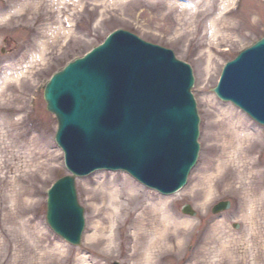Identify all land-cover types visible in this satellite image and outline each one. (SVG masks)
Segmentation results:
<instances>
[{"label":"rangeland","instance_id":"1","mask_svg":"<svg viewBox=\"0 0 264 264\" xmlns=\"http://www.w3.org/2000/svg\"><path fill=\"white\" fill-rule=\"evenodd\" d=\"M184 2L0 0V264H80L82 255L78 252L86 243L91 223H102L105 219L103 226L109 225L110 219L101 209L102 202H109L108 194L112 192L115 196L118 191L134 195L131 205L137 210L129 217L127 214L113 217L115 240L108 259L98 258L95 251L87 256L91 264H132L136 260L132 255L137 226L134 218L147 205L152 210L163 196L138 183L142 192L127 191L122 182L124 173L98 171L75 179L77 201L84 210L85 223L79 246L61 240L45 221L46 191L69 172L54 141L57 125L53 115L46 111L43 88L68 62L83 56L117 29L171 50L176 60L191 68L194 78L191 92L199 116L197 166L190 173L187 186L168 201L162 200L164 207L157 206V210L164 208L176 222L186 225L169 229L165 222L163 225L158 222L161 226L155 223L154 228L168 229L167 234L173 237L170 246L177 243L179 246L177 250L162 251L165 254L155 256L154 261L156 264H255L254 260L260 258L262 261L256 264H264V127L232 104L219 101L212 92L225 63L264 38V0H238L234 5L237 8L227 18L235 28L215 34L216 41L209 40L205 27L197 30L192 27L188 14L176 11ZM213 17L215 12L206 22ZM61 23L69 34L64 37L61 32L56 33L58 36L50 41V34ZM44 43L48 45L42 51L40 44ZM225 109L233 112L231 117L221 114ZM239 116L252 125H246L248 128L243 131L240 126L235 128ZM236 131L248 137L247 145L254 146L252 156H248L255 163L253 168L252 163H243L249 161L241 160L235 142L230 146ZM245 146L242 143L241 147ZM218 158L225 168L217 175L210 169ZM227 170L234 175L216 184ZM221 201L230 202V209L211 214V208ZM121 202L127 206L125 200ZM184 206H189L195 215L183 214ZM92 208L100 209L99 214L93 217ZM153 217L156 221L165 219L160 211ZM234 224L239 225L238 229L233 228ZM36 225L43 229L42 236L40 240L33 238L29 244L31 237L24 236L21 229ZM174 230L181 236L176 238ZM218 232L223 235L221 239H217ZM57 243L64 245L65 252H55ZM40 252L43 256L31 263L30 259L35 256L37 259Z\"/></svg>","mask_w":264,"mask_h":264},{"label":"water","instance_id":"2","mask_svg":"<svg viewBox=\"0 0 264 264\" xmlns=\"http://www.w3.org/2000/svg\"><path fill=\"white\" fill-rule=\"evenodd\" d=\"M150 46L117 31L54 75L44 89L46 110L57 120L54 139L71 174L49 191L46 222L71 245H79L84 227L75 177L101 168L122 170L150 188L159 185L167 194L184 185L196 161L199 118L191 95V69L172 52L156 46L151 52ZM223 70L212 92L264 125V38ZM173 145L182 149L180 157ZM155 155L168 158L171 165V160L180 161L173 170L167 163L157 165ZM163 174L172 181L162 179ZM229 206L219 203L212 214ZM182 212L194 215L189 206Z\"/></svg>","mask_w":264,"mask_h":264},{"label":"bare ground","instance_id":"3","mask_svg":"<svg viewBox=\"0 0 264 264\" xmlns=\"http://www.w3.org/2000/svg\"><path fill=\"white\" fill-rule=\"evenodd\" d=\"M218 1H220V0H218ZM237 3H238V0L237 1L236 0H221L220 4H217V0H185L184 3L179 4L175 9L178 12L180 11V13H184L186 15L188 14L190 16L189 21H191V26L192 27L194 26V28L196 30L199 28L201 29V28L205 27L204 32L206 34L209 33L208 34L209 40L210 41L211 40L216 41V40H213L215 38V34H223L224 32H231V30H233V28H235V24H233V22L227 18H228V16L232 15V13H233L232 9L237 8V6L234 7V5H237ZM214 12H215V17H213L212 19H210L206 22L208 17L213 15ZM188 26H189V24H188ZM59 32H61V35L64 37L69 34V31L65 30V28L63 27V23H61L57 27V30L55 32H53L54 34H50V36L52 37L50 39V41L55 39V37L58 36V35H56V33H59ZM40 45H41V49L43 51V49H45V46L48 45V43H44V44H40ZM132 48H134V46ZM132 50L133 49H131V51ZM150 51L152 52V45L150 46ZM42 93H43V91H42ZM208 100L211 101V98ZM234 107H236V106H234ZM228 110L229 109H225L224 111L221 112V114L223 116H225V118L231 117L230 113H233L232 111H228ZM239 111L242 112L241 110H239ZM55 121H56V125H57L56 118H55ZM248 124L250 126L252 125L249 122L247 123L246 120L242 116H239V121L236 122L235 125L233 123L235 128L240 126L242 128V131L245 130V128H248L247 127ZM57 128H58V126L56 127V131H57ZM234 135H235L234 138L231 139L232 142L230 143V146H232V143L235 142L237 144V147H238L237 151L239 152V154L241 156V160L249 161V163L248 162H243V163L245 165L251 164L252 161H250L248 159V156L249 157L252 156L253 151H254V146L253 145H247V142L249 141V140L247 141L248 137L244 136L243 134H240L239 132L236 131V133H234ZM232 137H233V135H232ZM161 140H162V138H158L157 143H160ZM242 143L246 144L245 148L241 147ZM173 146H172L173 153H174V151L176 153H179V157H180L182 154V149L175 146V145H173ZM120 156L123 157L124 155L120 154ZM155 156L156 157L154 160L156 161L157 165L167 163L166 168L171 167L173 170L176 169V167L178 166V162L180 161V160H171L172 161V165H171L170 161H167V160H169L168 158L160 157L158 155H155ZM173 156H174V154L171 155V158ZM220 158H218V161L214 166H212L213 164L211 165L212 169H210L213 171V173H216L217 175L220 174L221 171H223L222 170L223 168H225V164ZM157 159H159L158 162H157ZM178 159H180V158H178ZM154 160H153V164H155ZM230 161L231 160H228V162H230ZM113 162L118 163L117 160H115ZM132 162L135 163L134 161H132ZM254 165H255V163H254ZM254 165H253V163L251 164L252 168L254 167ZM196 166H197V164H196ZM191 168L192 167H190V169L185 174V181H188L190 173L194 170ZM96 171L97 172L98 171L99 172L107 171V172H111V173L121 172L120 170L105 169V168L97 169ZM121 173H124V172L122 171ZM125 174L126 173H124L122 175L123 176L122 182L125 184L127 191L132 192L133 190L136 189V190L142 192L141 187L138 184L143 185V183L140 182L139 180H137L136 178L130 176V174H128V173H127V175H125ZM113 175H114V177L118 176L115 174H113ZM232 175H234V173L231 172V170H227L224 174H222V176H221L222 178L219 179L216 182V184H219V185L222 184L223 182L226 181L227 177L232 176ZM127 176L131 177L132 179H128ZM182 176H181V178H182ZM161 178L165 179V181H167V182L172 181V176H170V175H164L163 174L161 176ZM157 186H158L157 188L151 187V190L162 195L161 194L162 192L160 191V190H162V188L159 185H157ZM186 186L187 185H185V187ZM162 187H166V184H162ZM253 188H256V187H253ZM108 196H109V202L106 203L105 201H103L102 202L103 205H102L101 209L105 210L106 215H107V219H110L108 221L109 225L107 227L103 226L102 223L104 222L105 219L102 220L103 221L102 223L99 221H94L91 223V225L89 227L90 230L86 236V243L80 249V252H78V253H81V255H82L81 257H79L80 264H91V260L89 259V257L87 255L93 254L92 253L93 251H95V254L98 256V258H100L102 260L108 259L109 256H111L110 255L112 253L111 249H112V246H113V243L115 240L114 235H113V230H114L113 217L114 216L118 217L120 215L122 216V215H126V214L129 217L130 215L134 214L137 210V208L135 206L131 205L132 204L131 201H134V199H133L134 195L132 196V195H129L125 192H122V191L119 192L118 191L117 193H115V196H114V193H112V192L109 193ZM175 196H177V195H175ZM170 198H171V196H168L166 198H164V196H163L162 198H159L160 201L158 202V204L154 205L155 210L153 207H152L153 209L150 210V208H148L149 205H147V206L143 207L141 213H139V216L136 215V217L134 218V221L137 223V226H136V232H134L135 233L134 234L135 244L133 246V253L132 252L131 253L136 258V260H134V261L132 260V262H131L132 264H137V263L138 264H149V263L150 264H156L157 262H155L154 259L157 256L162 257L165 254V252L161 253L162 251H164V250H167V251L168 250H177L179 243H177L175 245L172 244V246H170L169 243H170V240L173 239V237L169 236L167 234L168 229H166V227L169 226V229L173 228V227H174V229H178L181 226H185L186 223L185 222H176L167 213V211L164 210V208H160V210H157L158 209L157 206L159 204H161L163 206L164 201H168ZM120 199L125 200L127 202V206L124 205ZM162 200H164V201H162ZM225 202H227V201H225ZM225 202H222V203H225ZM227 203H230V202H227ZM229 209H227V210H229ZM159 211H160V213L165 215L164 221L163 220L162 221L161 220L156 221L154 219L153 216L154 215L156 216L159 213ZM91 212H92V216L94 217V216L99 214L100 209L98 210V208H95V209L92 208ZM145 215L147 216L146 219H144ZM148 218H150V219H148ZM156 222H157V226L163 225L162 223H164V222L167 225H166V227H163V229L161 227L160 228H157V227L154 228V226H156L155 225ZM158 222L161 225H159ZM235 226H237V228H235L234 226H233V228L238 229L239 225L236 224ZM21 231H22L24 236L31 237L28 240L29 244H31L30 242H32L33 238L40 240L39 236H42V234L40 232L43 231V229L39 228V226L36 225V226H32V229L28 228V226H27V228L22 227ZM174 231L176 232L175 233L176 238L181 236V233H178L176 230H174ZM217 234L219 235V238H217V239H221L223 235L220 232H218ZM34 235H36V236H34ZM55 235L60 238L59 235H57V234H55ZM63 248H64L63 244L57 243L56 245H54V250L57 254L65 252L63 250ZM42 254H43V252H40L39 254H37L38 258L36 259V256H35V257L30 259V262L31 263L36 262L38 259H40V257L43 256ZM156 260H157V258H156ZM258 260L259 261L254 260L255 264H256V262L262 261L260 258H258ZM50 263H52V262H49V264Z\"/></svg>","mask_w":264,"mask_h":264}]
</instances>
